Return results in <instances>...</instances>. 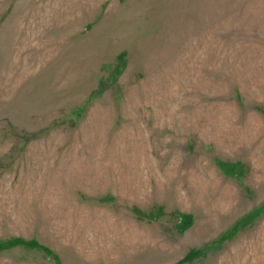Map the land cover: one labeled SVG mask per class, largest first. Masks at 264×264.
Masks as SVG:
<instances>
[{"label": "rangeland", "instance_id": "rangeland-1", "mask_svg": "<svg viewBox=\"0 0 264 264\" xmlns=\"http://www.w3.org/2000/svg\"><path fill=\"white\" fill-rule=\"evenodd\" d=\"M0 264H264V0H0Z\"/></svg>", "mask_w": 264, "mask_h": 264}]
</instances>
